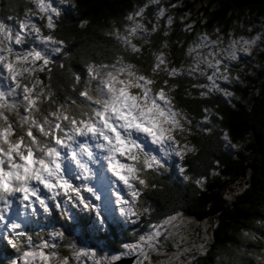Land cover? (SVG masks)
<instances>
[{"label":"snow or ice","instance_id":"6c2138e0","mask_svg":"<svg viewBox=\"0 0 264 264\" xmlns=\"http://www.w3.org/2000/svg\"><path fill=\"white\" fill-rule=\"evenodd\" d=\"M149 3L159 6L160 0ZM61 6L75 8L72 0H29L22 19L0 18V82L7 84L0 90V237L21 252L11 264H114L121 255L134 256L135 264H154V256L167 255L165 244L178 227L179 213L148 224L134 242L121 245L124 251L120 255L110 256L80 246L62 229L46 233L42 229L33 235L23 230V222L29 216L58 213L66 219L79 218L84 228L89 226L86 216H93V230L110 229L96 203L102 199L93 184L98 179L111 187L119 218L124 223H138L149 211L141 208L143 196L157 188L151 182L155 174L165 169L173 155L183 160L196 151L188 141L194 123L200 132L212 131L204 127L210 123L211 110L205 107L200 121L194 122L175 105L178 85L171 81L184 76L196 81L206 77L208 84L192 85L202 89L200 97L213 92L231 97L219 81L230 84L239 76H231L225 61H237L238 53L250 55L261 37L233 38L224 46L219 29L215 40L207 33L200 34L187 49L190 63L182 61L179 67L163 51L167 41L151 52L147 69L129 62L124 54L107 63H87L86 78L73 73L77 95L60 100L52 88V74L57 58L70 55L67 42L54 34L56 18L64 10ZM148 7L145 4L126 17L133 26L125 27L123 33L119 28L110 33L122 43L124 52L130 51L134 57L143 56L144 50L131 37L138 36L150 46L148 36L160 30L159 22L166 14L165 8L159 7L157 22L149 21V29L142 22ZM172 24L169 15L165 27ZM191 28L185 24V31ZM59 67L65 66L61 63ZM40 74H45L47 83ZM223 138L231 144L227 133ZM178 170L185 181L191 179L183 166L178 165ZM205 179L193 182L203 189ZM14 203L23 208L17 213L19 219L8 218ZM155 264L175 262L168 256Z\"/></svg>","mask_w":264,"mask_h":264},{"label":"trees","instance_id":"16d2710c","mask_svg":"<svg viewBox=\"0 0 264 264\" xmlns=\"http://www.w3.org/2000/svg\"><path fill=\"white\" fill-rule=\"evenodd\" d=\"M28 3L26 0L1 2L0 18L22 19ZM72 3L75 8L71 9L70 20L62 17L54 33L67 42L70 53L64 61L65 67L53 70L52 74V88L60 100L77 95L73 90V73L84 77L87 63H107L115 55L124 54L123 45L110 33L117 28L123 33L125 27L132 25L126 17L145 4L149 7L142 22L149 29V21L157 22L158 8L166 10L159 22L160 30L148 36L152 43L146 47L149 57H141L148 64L151 52L159 50L164 41L168 42V50L174 57L172 62L179 67L182 61L187 64L189 60L181 49L187 50L200 34L217 36V32L212 33L219 29V35L224 38L246 39L259 35L257 31L262 29L252 54L246 57L238 53L240 65L237 64L235 70L239 72L235 74L244 82L233 81L227 90H232L239 100H226L216 94L200 97V91L192 87L196 81L174 80L179 86L177 101L194 122L200 121L205 107L211 110L210 123L204 127L212 131L200 132L194 123L188 138L197 153L193 152L186 161L191 179L155 178L157 188L150 189L145 197L150 211L135 230L126 234L125 243L134 242L138 234L147 230L148 224L179 213V217L190 219L192 224L211 223L205 254L195 256L194 264H264V7L236 8L231 0H160L159 6L150 4L149 0H72ZM169 15L173 24L167 28ZM185 24L192 25L190 31H185ZM164 31L168 32L167 36ZM224 133L236 148L224 140ZM244 176H251L250 186L229 205L225 204L223 195L229 184ZM200 177L206 178L203 189L193 182ZM197 233L201 235L198 230ZM171 243L169 239L164 250L173 249ZM118 244V240L112 242L114 250Z\"/></svg>","mask_w":264,"mask_h":264},{"label":"rangeland","instance_id":"374dc122","mask_svg":"<svg viewBox=\"0 0 264 264\" xmlns=\"http://www.w3.org/2000/svg\"><path fill=\"white\" fill-rule=\"evenodd\" d=\"M261 30L257 31V32H259V35L262 33ZM215 32L216 31H214L212 34H214ZM210 37L213 40L217 39V36H210ZM252 38L253 37H250V38L247 37L246 39H252ZM230 39H233V38H229V37L224 38V46H227V43ZM186 47H187V45H186ZM181 50H184V55L186 57L187 56L186 55L187 50H185V49H181ZM251 54H252V50H251ZM237 61H230V62L237 63ZM238 65H240V64L238 63ZM232 72L233 73H230L231 76L236 77L237 75H234V73H238L239 71L234 70ZM180 79H181V77H178V80H180ZM243 80L244 79H239L238 82L242 83V82H244ZM180 88H181V86H180ZM228 91H230L233 94L232 90H228ZM216 93L218 95H222L226 100L231 99V98L232 99L236 98L237 100H239L238 96L235 97L232 95L231 97H225L222 93H219V92H216ZM196 153H197V149H196ZM250 178H251V176H244V177L238 179L237 181H232L229 184L228 191L226 193H224V195H223L225 204L229 205L233 201L235 196L241 194L247 187L250 186ZM226 195H229L231 198L226 199ZM176 223H177L178 227H177V229L174 230V234L170 238L172 240L171 245L173 246V249L164 250L167 255L160 256V257L154 256V258H153L154 264L157 260H166L168 258V256L173 257L175 264H194L195 263V256L199 258V256L205 254V250L207 249L206 239H207V236H208L209 231L211 229V223L199 225V224H196L193 222V224H192L190 222V219L183 218V217H179L178 221ZM197 230L201 232V235H198Z\"/></svg>","mask_w":264,"mask_h":264},{"label":"water","instance_id":"95a60500","mask_svg":"<svg viewBox=\"0 0 264 264\" xmlns=\"http://www.w3.org/2000/svg\"><path fill=\"white\" fill-rule=\"evenodd\" d=\"M231 1L236 8H244L248 6H263L264 7V0H231ZM121 264H128V263H121Z\"/></svg>","mask_w":264,"mask_h":264},{"label":"bare ground","instance_id":"6f19581e","mask_svg":"<svg viewBox=\"0 0 264 264\" xmlns=\"http://www.w3.org/2000/svg\"><path fill=\"white\" fill-rule=\"evenodd\" d=\"M56 225V224H55Z\"/></svg>","mask_w":264,"mask_h":264}]
</instances>
